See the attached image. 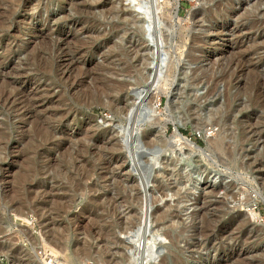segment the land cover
Masks as SVG:
<instances>
[{
	"label": "rangeland",
	"instance_id": "1",
	"mask_svg": "<svg viewBox=\"0 0 264 264\" xmlns=\"http://www.w3.org/2000/svg\"><path fill=\"white\" fill-rule=\"evenodd\" d=\"M93 1L0 0V244L16 247L0 245V264H264V0ZM133 44L147 60L123 66L140 64L143 76L128 69L112 80L102 55ZM68 47L80 60L73 86L44 71ZM117 88L119 109L136 101L128 114L108 105ZM147 130L154 151L141 144ZM171 162L188 174L165 182L179 195L156 187ZM122 183L139 201L118 200L116 211L138 210L141 239L116 228L119 244L108 246L94 227L108 216L93 201L114 198ZM159 210L172 219L157 221ZM42 236L57 239L54 256Z\"/></svg>",
	"mask_w": 264,
	"mask_h": 264
},
{
	"label": "bare ground",
	"instance_id": "2",
	"mask_svg": "<svg viewBox=\"0 0 264 264\" xmlns=\"http://www.w3.org/2000/svg\"><path fill=\"white\" fill-rule=\"evenodd\" d=\"M96 1V0H95ZM93 1V3L95 4V3H97L98 1ZM80 2V1H79ZM99 2H101V0L99 1ZM104 2V0L102 1V3ZM137 2H139V1H137ZM70 3V2H69ZM75 3L77 4V2L75 1ZM84 3V2H83ZM92 2H91V4H93ZM141 3V2H140ZM71 4V3H70ZM72 4H74V3H72ZM81 4V3H80ZM93 4V5H94ZM81 5H83V4H81ZM90 5V4H89ZM113 5V4H112ZM85 6V5H84ZM95 6V5H94ZM94 6H92L93 8H94ZM83 7V6H82ZM81 7V8H82ZM89 7V6H88ZM77 8V7H76ZM114 8V7H113ZM77 10V9H76ZM80 10V9H79ZM82 10V9H81ZM83 10H85V9H83ZM82 10V11H83ZM90 10V9H89ZM113 10V9H112ZM121 10V9H120ZM87 11V10H86ZM85 12V11H84ZM90 12V11H89ZM122 13V12H121ZM117 16V15H116ZM123 20H125L126 22H128V23H130V24H136L137 23V21H136V17L134 16H132L131 15V13H129L128 11H125V10H123ZM71 17V16H70ZM166 17V16H165ZM116 18V17H115ZM117 19H118V17H117ZM137 20H138V24H139V20L141 21V19H138L137 18ZM55 21V20H54ZM75 21V20H74ZM142 21H143V19H142ZM57 22H58V19H57ZM125 22V23H126ZM76 23V22H75ZM117 23V22H116ZM127 23V24H128ZM140 23H142V22H140ZM123 24H124V22H123ZM148 24V23H147ZM57 25H59V24H57ZM119 25V24H118ZM121 25H122V23H121ZM120 25V26H121ZM125 25V24H124ZM113 26V25H112ZM116 26V25H115ZM114 26V27H115ZM126 26V25H125ZM51 27V26H50ZM113 27V28H114ZM147 27V26H146ZM117 28V27H116ZM129 28V27H128ZM142 28V27H141ZM55 29V28H54ZM56 29H57V27H56ZM82 29V28H81ZM88 29V28H87ZM49 30H51V29H49ZM53 30V29H52ZM51 30V31H52ZM137 30V29H136ZM135 31V30H134ZM138 31V30H137ZM50 32V31H49ZM80 32V31H79ZM136 32V31H135ZM127 33V32H126ZM77 34V33H76ZM137 35H138V33H136ZM80 35V34H79ZM90 35V34H89ZM83 36V35H82ZM87 36V35H86ZM56 37V36H55ZM81 37V36H80ZM98 37H99V35H98ZM101 37V36H100ZM57 38V37H56ZM79 38V37H78ZM102 38H104V37H102ZM64 39V38H63ZM81 39V38H80ZM82 39H84L83 37H82ZM91 39H93V38H91ZM100 39V38H99ZM58 40V39H57ZM65 40V39H64ZM79 40V39H78ZM101 40V39H100ZM130 40V39H129ZM128 40V41H129ZM127 41V40H126ZM51 42H54V40L53 41H51ZM50 42V43H51ZM86 42H87V39H86ZM86 42L84 43V45L86 44ZM55 43V42H54ZM61 43V42H60ZM79 43V42H78ZM82 43H83V41H82ZM123 43V42H122ZM128 43V42H127ZM130 43V42H129ZM53 44V43H52ZM51 44V45H52ZM66 44H67V42H66ZM138 44V43H137ZM69 45V44H68ZM67 45V46H68ZM80 45V44H79ZM83 45V46H84ZM134 45V44H133ZM57 46V45H56ZM62 46V45H61ZM74 45H71L70 47H73ZM81 46V45H80ZM82 46V47H83ZM120 45H111L110 46V49L107 51L106 50V53H102L103 55H102V57H103V63H102V68H103V71L104 70H107V69H113V74L114 75H109L110 77H111V79L112 78H116V79H118V76L117 75H121V74H123L124 75V73H125V71H127L126 70V66H123L124 65V63L126 62V60H127V62H129V61H132L133 59H135V58H137L138 57V61L140 62H144V61H146L147 60V58H145L144 56L142 57L141 55H139V53H138V51H139V49L140 48H138L139 47V45L138 46H135L134 45V47H136V48H132L133 50H130L129 52H128V49L127 48H124V49H122L121 47H119ZM130 46V45H129ZM49 48H50V46H48ZM64 47V46H63ZM70 47H68L67 49H65V50H63L62 52H60V53H57L58 55H54V54H52L51 55V53H50V55H51V58H52V60H51V67L50 66H48L49 68H45L44 69V71H45V73H50L54 78H55V81L57 80V83H59V85L61 84V83H63V82H65V83H68L69 81H72V79H71V68H72V66L74 65V63L75 62H77L78 61V58H75L73 55L76 53V47H74V48H70ZM81 47V48H82ZM59 48V47H58ZM65 48H66V46H65ZM55 49V48H54ZM61 49V48H60ZM147 50V49H146ZM51 51H52V48H51ZM54 51V50H53ZM56 51V50H55ZM150 51V50H149ZM149 53V52H148ZM64 54V55H63ZM142 54V53H141ZM146 54V53H145ZM150 54H151V52H150ZM79 55V54H78ZM77 56V55H76ZM80 56H82V55H79L78 57H80ZM141 56V57H140ZM149 57H150V55H149ZM144 58H145V60H144ZM144 60V61H143ZM80 61V60H79ZM78 61V62H79ZM137 61V62H138ZM114 62H117V63H119L120 65L119 66H121V67H119V66H117V68H115L116 67V64H113ZM126 62V63H127ZM133 62V61H132ZM131 62V63H132ZM146 63V62H145ZM147 64H148V62H147ZM146 64V65H147ZM114 67H113V66ZM127 65H129V67H130V64H127ZM140 65V64H139ZM137 66L136 64L135 65H131V68L132 67H134L135 68V71L133 72H131L130 71V69H129V71L134 75L135 73H136V75H138L139 73H141V70H138L137 69V67H140V66ZM144 65V64H143ZM146 65H144L145 67H146ZM143 66V67H144ZM148 66V65H147ZM151 66V65H150ZM119 67V68H118ZM142 67V66H141ZM153 67V66H152ZM245 67V66H244ZM133 68V69H134ZM147 68V67H146ZM132 69V70H133ZM243 70V69H242ZM112 71V70H111ZM106 72V71H105ZM149 72V71H148ZM127 73V72H126ZM147 73V72H146ZM235 73V72H234ZM142 74V76H143V72L141 73ZM206 74V73H205ZM127 75V74H126ZM129 75H131V74H129ZM140 75V74H139ZM211 75V74H210ZM214 75V74H213ZM106 76H108V75H106ZM108 76V77H109ZM113 76V77H112ZM115 76V77H114ZM135 76V75H134ZM141 76V77H142ZM205 76V77H204ZM233 76V72H229L228 74H225V75H223V77H222V79H226L225 81L227 82V84L230 82V80H231V77ZM122 77V76H121ZM138 77V76H137ZM141 77L139 78V79H141ZM147 77V76H146ZM202 77H204V78H206L207 77V75H203V76H201V79H202ZM212 77V75L211 76H209L208 77V79H210ZM74 78V77H73ZM107 78V77H106ZM134 78V77H133ZM110 79V78H109ZM108 78H107V80H109ZM146 79V78H145ZM213 79V78H212ZM83 80V79H82ZM112 80H114V79H112ZM142 80H143V77H142ZM211 80V79H210ZM214 80V79H213ZM75 81V80H74ZM125 81V80H124ZM200 81V80H199ZM199 81H197V82H199ZM73 82V81H72ZM78 82V81H77ZM116 83L115 84H117V87L118 88H126V83L125 82H122V81H120V80H117V81H115ZM138 82V81H137ZM255 82V81H254ZM64 83V84H65ZM70 83V82H69ZM79 83V82H78ZM112 83V82H111ZM136 83V82H135ZM213 83V82H212ZM73 84H74V82L73 83H70V86H73ZM114 84V85H115ZM113 85V86H114ZM64 86V85H63ZM68 86H69V84H68ZM75 86V85H74ZM213 87V86H212ZM117 88V89H118ZM116 89V88H115ZM120 89H118V92H117V94L115 95V93H114V95L115 96H113V98L112 99H110V100H108V105L110 106V107H113L112 109H114L115 111H117L120 107L118 106L119 105V101H120V99L122 98L120 95H119V93L121 94V92H120ZM147 89V88H146ZM212 90V89H211ZM117 91V90H116ZM115 91V92H116ZM208 92V91H207ZM211 92V91H210ZM122 93H123V91H122ZM126 94V93H125ZM35 95V94H34ZM119 95V96H118ZM123 96H125V95H123ZM137 95H135V97H136ZM148 96V100L147 101H149V102H153V96H152V93H150L149 95H147ZM126 97V96H125ZM142 97V96H141ZM140 98V97H139ZM131 100L132 99H134V97H131L130 98ZM135 100H136V98H135ZM38 102V101H37ZM125 102V101H124ZM129 102V101H128ZM127 101L125 102V103H123V106H122V110H125V107H126V110L124 111V112H126V114H128V112L130 111V108H132L133 106H134V104H135V102H133V103H131L130 105H129V103H128ZM35 104V103H34ZM150 104V103H149ZM152 104V103H151ZM229 106V105H228ZM121 109H119V110H121ZM118 110V111H119ZM120 112V111H119ZM135 112V111H134ZM227 116H228V113H227ZM230 116V115H229ZM154 119V118H153ZM153 123V122H152ZM214 125V124H213ZM165 128H166V124H165ZM179 129H177V127H175V131H174V137H175V139H176V142L177 143H180L181 141H182V139L181 138H183L182 137V134L178 131ZM96 131V130H95ZM105 131V129L103 130V131H101V132H104ZM142 132V131H141ZM152 136H155L154 135V133L152 132V131H150V130H147V131H145L144 133H142V142H141V144L143 145V146H145V145H147V147H148V149L149 150H151V151H154V148L155 147H157V146H153V141H155V140H157V138L158 137H155L156 139H154ZM159 136V135H158ZM163 136V135H162ZM248 138V136H247V132H246V130H245V128L243 129V128H240V130L238 131V139L239 140H241L240 142H243V141H245L246 139ZM161 139H164L165 140V138H161ZM159 140V139H158ZM218 141V142H217ZM137 142V141H136ZM167 143V142H166ZM151 144H152V146H151ZM223 144V141L221 140V138H220V140H216V143H215V148H217L218 150L221 148V145ZM159 145V144H158ZM161 145H163L162 144V142H161V144H160V146ZM223 147V146H222ZM213 149V148H212ZM156 150V149H155ZM220 150H222V148L220 149ZM98 152V151H97ZM103 152H105V151H103ZM103 152H102V154H103ZM108 154H109V152H107ZM111 155H112V153H110ZM105 155H103V157H104ZM108 156V155H107ZM102 157V159H103V161H102V163H100V164H104V166H106V167H110L111 166V162H110V160L109 159H106L105 157L103 158ZM101 159V160H102ZM111 159L117 164V166H118V168H122V165L121 164H119L118 162H116V160L114 159V156L112 155L111 156ZM174 161V160H173ZM99 164V165H100ZM167 165V164H166ZM169 165L170 166H172V169L171 170H169V171H167V169H166V167H165V171H163V172H161L160 174L162 175V179L164 178L165 180L163 181V183L162 184H159L158 186H156V187H158V191L159 192H163V193H165L166 192V190L167 189H171L172 190V193L173 194H176V195H179L180 194V192H181V190H180V188L178 187V188H168V185H166V181H168L169 179H168V177L171 175L172 177L174 176V178H176V179H181V178H188V174H184V173H182L180 170H178V169H176V163L175 162H171V163H169ZM103 166V167H104ZM168 166V165H167ZM164 167V166H163ZM100 168V167H99ZM113 168H114V166H113ZM103 169V168H102ZM104 171V170H103ZM105 174H103V176H104ZM190 175V174H189ZM100 176V175H99ZM103 176H100V177H103ZM155 180H159V178H158V176H156L155 177ZM92 182H93V180H92ZM95 182V181H94ZM93 185V184H92ZM44 189V188H43ZM133 188L131 187V190H132ZM157 189V188H156ZM225 189V188H224ZM46 190V189H45ZM117 195H115V197L114 198H111L110 196H107V197H105L104 199H105V202H104V199H102V197H103V195H100V194H97L96 193V195L98 196V197H96V200H94L93 201V206H92V208H96V207H100V211H101V214L100 215H102V216H108V219H107V221H106V223L104 222H102L103 224H101L100 225V227H96V226H94L95 227V231H101V233H102V235H103V237L105 238L106 237V243L108 244V246H112L113 244L114 245H117V244H119V242H118V240H116L115 239V236H114V231H115V229L117 228L118 229V231L119 232H121V233H128V237H130V238H132V240L134 241V239H135V241L137 240V242H138V240H139V238H140V235H141V231H142V227H143V224H142V216L141 215H138L137 214V211L135 210V209H133V211H131L130 213H128V214H125V216H124V218H120V213H119V211H116V202H118V200H121L122 202H126L127 204H128V206L130 207V206H136L137 207V203H138V201H139V199H137L136 200V198L135 197H133V196H131L130 195V193H129V191H128V188H127V186H126V184L125 183H122V184H119L118 186H117ZM48 191V190H47ZM188 191V190H187ZM43 192V191H42ZM94 193V192H93ZM213 193V192H212ZM45 195H46V193H44ZM47 195H49V194H47ZM44 198V197H43ZM141 198V197H140ZM194 199H196V198H194ZM45 200V199H44ZM92 200V199H91ZM99 200H101V202L99 201ZM221 200V199H220ZM143 201V200H142ZM140 204V203H139ZM63 205V204H62ZM49 206V205H48ZM118 207V206H117ZM135 207V208H136ZM139 207V210L141 209V207L140 206H138ZM39 209V208H38ZM56 209V208H55ZM62 209V208H61ZM53 210V209H52ZM56 211V210H55ZM174 212V211H173ZM38 214V213H37ZM43 214V213H42ZM44 215V214H43ZM46 215V214H45ZM170 215H171V213H170V211L169 210H159V213H158V216H157V218H156V220L157 221H164L166 218H171L172 219V217H170ZM53 217V216H52ZM230 219H233L234 218V216H230L229 217ZM237 221V220H236ZM244 222L243 223H241V224H243V225H245L246 223H247V221H248V219L247 218H245L244 220H243ZM236 223V222H235ZM249 226V225H248ZM53 227V226H52ZM250 227V226H249ZM97 229V230H96ZM4 230V229H3ZM44 230V229H43ZM50 230H52V229H50ZM49 231V230H48ZM92 231H94V230H92ZM51 232V231H50ZM49 232V233H50ZM0 234H2V232L0 233ZM4 234V233H3ZM98 234V233H97ZM98 236V235H97ZM100 236V235H99ZM124 236H125V234H124ZM127 236V235H126ZM42 238L44 239V240H46L47 241V239H48V245H49V247L51 248L50 249V253L48 252V254H46V255H48V256H54V254H56L57 253V250L55 249V246L54 245H56L57 244V239H56V241H55V237L54 238H52L51 240H50V238H44L43 236H42ZM58 238H59V236H58ZM141 239V238H140ZM43 240V241H44ZM131 240V242H133ZM130 242V241H129ZM103 243H104V241H103ZM136 243V242H135ZM134 242H133V244H135ZM44 244H46V242L44 243ZM128 244H130V243H128ZM128 244L125 246V249H130V247L128 246ZM1 245V244H0ZM47 245V244H46ZM59 245H62V244H60L59 243ZM106 245V244H105ZM138 246V245H137ZM1 247L4 249H6V250H15L16 249V247L15 246H10V245H1ZM65 247V246H64ZM106 247V246H105ZM134 247H136V246H134ZM58 248V247H57ZM61 248H63V247H61ZM46 249V248H45ZM47 250H49V249H47ZM64 250V249H63ZM131 250V249H130ZM136 250V249H135ZM2 251V250H1ZM117 251V250H116ZM127 251V250H126ZM111 252V251H110ZM119 253H121V255H120V257L122 258V257H126L125 256V252L124 251H121L120 252V250H119ZM131 253V252H130ZM133 253V252H132ZM102 254V253H101ZM101 254H98L99 255V258L100 259H102L103 260V262H108V261H110V254L111 253H108V254H102L103 255V257H102V255ZM136 254V253H135ZM20 255V254H19ZM36 256V255H35ZM13 260V259H12ZM48 260V259H47ZM120 260V259H119ZM124 260V259H123ZM40 261V260H39ZM42 263H44V262H42ZM46 263H47V261H46ZM117 263H118V261H117ZM57 264H60V263H58L57 262ZM61 264H64V263H61Z\"/></svg>",
	"mask_w": 264,
	"mask_h": 264
}]
</instances>
